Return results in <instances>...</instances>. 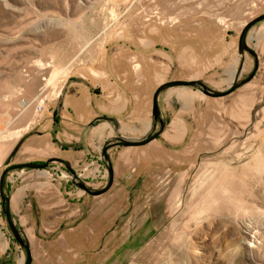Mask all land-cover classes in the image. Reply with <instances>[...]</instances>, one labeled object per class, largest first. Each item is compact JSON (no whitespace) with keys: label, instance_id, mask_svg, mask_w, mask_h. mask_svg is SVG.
I'll list each match as a JSON object with an SVG mask.
<instances>
[{"label":"rangeland","instance_id":"1","mask_svg":"<svg viewBox=\"0 0 264 264\" xmlns=\"http://www.w3.org/2000/svg\"><path fill=\"white\" fill-rule=\"evenodd\" d=\"M262 14L264 0H0V181L11 165L54 159L7 178L60 165L80 193L75 211L89 199L75 218L88 226L72 236L84 240L83 257L63 264H264V21L248 35L257 56L239 51L244 27ZM115 46L153 51L167 81L227 91L235 65L238 81L255 75L227 95L199 86L162 92L168 119H183L182 137L160 135L118 181L111 164L87 177L58 160L72 145L51 123L68 81ZM111 174L101 194L80 186L102 190Z\"/></svg>","mask_w":264,"mask_h":264},{"label":"crops","instance_id":"2","mask_svg":"<svg viewBox=\"0 0 264 264\" xmlns=\"http://www.w3.org/2000/svg\"><path fill=\"white\" fill-rule=\"evenodd\" d=\"M148 52L153 51L124 46L106 49L100 58L82 68L81 80L74 78L67 83L68 90L56 108L51 130L61 143L72 145L59 152L72 168L87 169V177L111 164L114 180L118 181L121 167L127 169L138 155L146 159L155 149L156 139L125 149L117 144L119 138L142 140L160 127L153 117V98L159 85L168 79H164ZM166 94L159 97L161 115L166 121L161 135L175 140L182 137L184 124L178 114L168 119L162 104ZM78 145L81 149L75 148ZM106 145L109 148L102 153ZM49 169L54 173L15 171L5 186L12 218L29 243L31 264H63L67 257H83L84 240L74 243L72 236L75 230L82 234L88 226L81 220L75 227V218L76 213L84 214L89 199L81 197L75 211L74 194L80 193L75 192L70 174L60 165ZM24 257L23 247L10 233L5 220L0 194V264H22Z\"/></svg>","mask_w":264,"mask_h":264},{"label":"water","instance_id":"3","mask_svg":"<svg viewBox=\"0 0 264 264\" xmlns=\"http://www.w3.org/2000/svg\"><path fill=\"white\" fill-rule=\"evenodd\" d=\"M261 21H264V14H262V15L256 17L255 19L251 20L244 27V29H243V31L241 33V36H240V40H239V51H240L241 54H243L245 51H249L253 55L257 56V54L254 51V49L248 45V35H249V32H250L251 28L254 25H256L258 22H261ZM254 75H255V71H253L245 79H243L241 81H238L239 74H236L235 79H234V84L227 91L214 90V89L210 88L208 85H206L204 82H202L200 80H181V79H178V80H171V81L163 82L156 89V91L154 93V98H153V117H154L156 122H160L159 130L155 131L154 133H152L150 135H148L144 139L138 140V141H133V140H127V139L119 138L117 144L118 145L122 144V145H125V146L145 145V144L151 142L152 140L158 138L164 132V130L166 128V121L162 118L161 108H160V104H159V97H160V94L162 92H165L168 89H170L172 87H176V86H195V87L199 86V87H201L203 89L204 93L208 94V95H213V96L227 95V94L231 93L232 91H234L236 88L240 87L242 84L250 81L253 78ZM107 149H108V145H106L103 148L104 153H106ZM53 160L54 159H49V160H47L46 162H43V163L24 162V163L14 164V165L9 166L2 173V177H1V181H0V190H1V196H2V199H3L4 213L6 214L8 223L10 225V228H11L13 234H14V237H15L16 241H18L27 250V259H26V262L24 264H31L32 263V256H31V251H30V248H29L28 241L23 236L22 231L15 225V223L13 221V218H12V215H11V211H10V197L8 195H6V193H5V186H6V182H7V174L11 170L23 169V168H26V167L34 168V169H45V168H47L50 165V163ZM58 160L61 161V162H64L67 165V167L71 170L70 165H69V163L67 161H63L62 159H58ZM112 183H113V175L111 174L110 181H109L107 187L102 189V190H93V189L87 187L83 183H81L80 186L83 189H85L86 191H88L89 193L97 195V194H101V193L105 192L106 190H108L111 187Z\"/></svg>","mask_w":264,"mask_h":264},{"label":"bare ground","instance_id":"4","mask_svg":"<svg viewBox=\"0 0 264 264\" xmlns=\"http://www.w3.org/2000/svg\"><path fill=\"white\" fill-rule=\"evenodd\" d=\"M236 72H237V65H235L233 70H232V81L235 79Z\"/></svg>","mask_w":264,"mask_h":264},{"label":"built area","instance_id":"5","mask_svg":"<svg viewBox=\"0 0 264 264\" xmlns=\"http://www.w3.org/2000/svg\"><path fill=\"white\" fill-rule=\"evenodd\" d=\"M39 112L43 110V106L42 105H39L38 106V109H37Z\"/></svg>","mask_w":264,"mask_h":264},{"label":"trees","instance_id":"6","mask_svg":"<svg viewBox=\"0 0 264 264\" xmlns=\"http://www.w3.org/2000/svg\"><path fill=\"white\" fill-rule=\"evenodd\" d=\"M62 148H64V149H68L69 146H68V145H62Z\"/></svg>","mask_w":264,"mask_h":264}]
</instances>
